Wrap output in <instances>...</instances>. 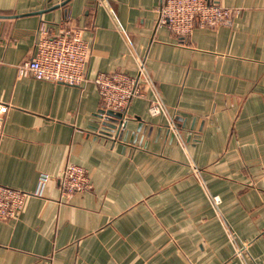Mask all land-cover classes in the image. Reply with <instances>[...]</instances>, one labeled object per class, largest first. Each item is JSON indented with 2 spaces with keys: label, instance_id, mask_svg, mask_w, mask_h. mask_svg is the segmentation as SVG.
Returning <instances> with one entry per match:
<instances>
[{
  "label": "crops",
  "instance_id": "1",
  "mask_svg": "<svg viewBox=\"0 0 264 264\" xmlns=\"http://www.w3.org/2000/svg\"><path fill=\"white\" fill-rule=\"evenodd\" d=\"M212 1L239 12L180 38L156 26L163 0H0V185L51 177L0 221V264H264V0ZM64 27L90 45L86 84L18 77L40 30ZM135 56L178 138L150 90L100 114L95 76H134ZM66 162L91 189L60 200Z\"/></svg>",
  "mask_w": 264,
  "mask_h": 264
},
{
  "label": "built area",
  "instance_id": "2",
  "mask_svg": "<svg viewBox=\"0 0 264 264\" xmlns=\"http://www.w3.org/2000/svg\"><path fill=\"white\" fill-rule=\"evenodd\" d=\"M103 4L106 0H94ZM236 8L224 7L212 0H163L157 8L156 26H165L175 36L185 38L196 27L228 21L238 14ZM90 52L89 43L75 28H60L56 33L41 29L29 59L17 66V76H29L35 80L48 81L70 86H84L87 82L86 67ZM137 73L134 76L120 71L100 73L93 82L100 99V114L107 111L125 112L130 101L143 97L145 90L153 94L148 112L151 116L164 115L171 134L178 138L173 117L162 103L156 86L150 77L145 60L135 56ZM8 105L0 102V135ZM121 127V126H120ZM99 134H105L102 131ZM51 177L41 173L37 178L33 192L15 190L0 185V221L14 219L23 208L26 198L43 197L45 187ZM60 200H66L76 194L91 189L87 170L79 165L66 162L55 177ZM210 202L217 209L218 197L211 196ZM229 237L236 245V255H240L245 244L237 246L235 236L228 229Z\"/></svg>",
  "mask_w": 264,
  "mask_h": 264
},
{
  "label": "water",
  "instance_id": "3",
  "mask_svg": "<svg viewBox=\"0 0 264 264\" xmlns=\"http://www.w3.org/2000/svg\"><path fill=\"white\" fill-rule=\"evenodd\" d=\"M100 119H102V117L100 116ZM122 124V123H121ZM102 127H107V128H110V129H116V130H120L121 127H124V123L121 125L120 127V124H117V126L114 124V123H109V122H106L105 120H102V122H100V124ZM100 132V130H99ZM104 133V132H103Z\"/></svg>",
  "mask_w": 264,
  "mask_h": 264
}]
</instances>
